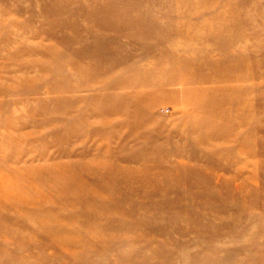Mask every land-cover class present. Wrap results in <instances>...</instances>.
<instances>
[{
    "label": "rangeland",
    "instance_id": "obj_1",
    "mask_svg": "<svg viewBox=\"0 0 264 264\" xmlns=\"http://www.w3.org/2000/svg\"><path fill=\"white\" fill-rule=\"evenodd\" d=\"M0 264H264V0H0Z\"/></svg>",
    "mask_w": 264,
    "mask_h": 264
},
{
    "label": "bare ground",
    "instance_id": "obj_2",
    "mask_svg": "<svg viewBox=\"0 0 264 264\" xmlns=\"http://www.w3.org/2000/svg\"><path fill=\"white\" fill-rule=\"evenodd\" d=\"M80 183H81L80 185H82L83 187H85V184H83L81 181H80Z\"/></svg>",
    "mask_w": 264,
    "mask_h": 264
},
{
    "label": "built area",
    "instance_id": "obj_3",
    "mask_svg": "<svg viewBox=\"0 0 264 264\" xmlns=\"http://www.w3.org/2000/svg\"><path fill=\"white\" fill-rule=\"evenodd\" d=\"M165 111V110H164Z\"/></svg>",
    "mask_w": 264,
    "mask_h": 264
}]
</instances>
